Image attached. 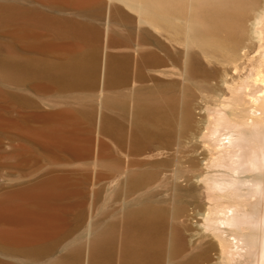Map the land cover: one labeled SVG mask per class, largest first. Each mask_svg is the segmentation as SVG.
Wrapping results in <instances>:
<instances>
[{
  "label": "rangeland",
  "instance_id": "obj_1",
  "mask_svg": "<svg viewBox=\"0 0 264 264\" xmlns=\"http://www.w3.org/2000/svg\"><path fill=\"white\" fill-rule=\"evenodd\" d=\"M88 1L80 8L72 0H0V201L50 187L46 200L25 203L56 218L49 228L32 222L29 238L0 239V264H91L94 237L112 223L107 264H123V216L144 203L164 214L162 252L148 264H182L214 242L201 215L222 206L194 176L224 155L208 132L249 110L245 81L261 50L249 32L253 12L228 9L232 36L215 33L229 38L201 46L186 22L190 0H172L175 16L150 0ZM76 66L86 70L66 72ZM139 108L155 116L140 120ZM52 126L65 142L39 135ZM135 176L141 180L131 184ZM28 227L0 218V232ZM175 231L183 239L176 256ZM216 245L200 264H225Z\"/></svg>",
  "mask_w": 264,
  "mask_h": 264
},
{
  "label": "bare ground",
  "instance_id": "obj_2",
  "mask_svg": "<svg viewBox=\"0 0 264 264\" xmlns=\"http://www.w3.org/2000/svg\"><path fill=\"white\" fill-rule=\"evenodd\" d=\"M50 1L55 3L69 2V0ZM72 1L75 6L80 8L91 3L88 0ZM124 1L131 5L138 3L140 6L145 0ZM190 1L191 9L186 22L192 36L203 41L201 44L198 40L199 45L203 46L204 42L213 45V41L225 43V39L229 38V35L222 40L215 38L213 34L224 33L230 34L231 37L235 21L227 10L244 4L249 6L253 12V21L250 24L249 32L253 39L254 37L258 39L261 50L256 59L257 69H255L254 75L249 76V81H245L248 82L246 86L253 89L249 99L250 103H248L250 105L249 110L231 115L229 118L227 117V120L223 117L211 134L208 132L210 141L214 143V148L219 154L224 153V155L213 163L208 162L209 164L203 163V165L201 163L203 166L201 172L198 176H194L196 177V185L207 187L210 196L217 198L222 206L220 210L212 211L209 209L201 215L200 229L207 233L212 239L211 241L214 242L208 243L207 241L206 245L202 244L201 247H203L182 264H200L202 259L207 258L209 249L214 248V243L217 244L215 248H220L218 250L221 253L222 263L264 264V0ZM150 2L155 6V10L157 9L163 15L175 16L179 13L180 7L178 9L172 8V0H150ZM196 42L195 44L198 45ZM203 48L201 49L203 50ZM203 53L205 54L206 51ZM82 70L83 67L76 66L67 68L66 72L69 75H75ZM246 86L244 87L246 88ZM235 109L237 110V108ZM136 113H138L140 120L144 121L155 116L151 111L144 108H139ZM183 120L187 121L186 119ZM39 135L47 142L54 144L63 143L67 139L58 126L40 130ZM203 157H205V159L203 158L205 161H208L206 155ZM140 180L139 176H135L131 180V184H136ZM52 194L50 187H38L26 194L22 201H0V218L20 221L29 226L19 231L0 232V239H4L6 235L18 239L29 238V234L37 232L31 227L32 222L35 221L40 222L44 227H52L56 221L54 215L46 213L40 217L36 210H31L25 203L29 198L46 200ZM173 210L175 211V209ZM180 211L181 207L176 208V215ZM163 222V211L150 208L145 203L141 208L138 207L136 210L125 213L121 236L123 264H148L159 256L161 251L159 239H161L160 231ZM115 229V224L112 223L96 234L93 240L91 264H107L109 262L110 241L113 240ZM182 245L181 234L175 231L171 239V254L176 256ZM74 252L77 253V251Z\"/></svg>",
  "mask_w": 264,
  "mask_h": 264
}]
</instances>
